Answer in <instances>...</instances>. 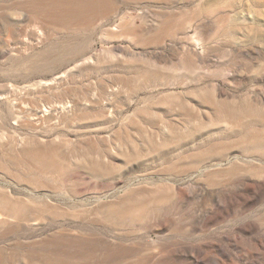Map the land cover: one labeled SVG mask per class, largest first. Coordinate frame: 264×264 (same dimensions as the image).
<instances>
[{"label": "rangeland", "instance_id": "rangeland-1", "mask_svg": "<svg viewBox=\"0 0 264 264\" xmlns=\"http://www.w3.org/2000/svg\"><path fill=\"white\" fill-rule=\"evenodd\" d=\"M0 264H264V0H0Z\"/></svg>", "mask_w": 264, "mask_h": 264}]
</instances>
